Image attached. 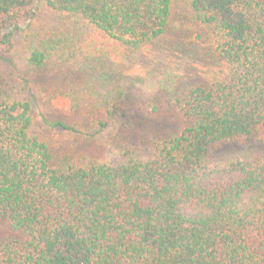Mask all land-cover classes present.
I'll use <instances>...</instances> for the list:
<instances>
[{
  "label": "trees",
  "instance_id": "1",
  "mask_svg": "<svg viewBox=\"0 0 264 264\" xmlns=\"http://www.w3.org/2000/svg\"><path fill=\"white\" fill-rule=\"evenodd\" d=\"M186 1L228 69L175 99L186 126L150 157L57 159L32 133L29 101L0 94V221L15 233L0 264H264V161L206 164L212 145L264 132V0ZM41 3L131 51L165 38L174 17L173 0H0V53ZM75 56L40 40L26 65Z\"/></svg>",
  "mask_w": 264,
  "mask_h": 264
},
{
  "label": "rangeland",
  "instance_id": "2",
  "mask_svg": "<svg viewBox=\"0 0 264 264\" xmlns=\"http://www.w3.org/2000/svg\"><path fill=\"white\" fill-rule=\"evenodd\" d=\"M173 1L167 36L139 51L108 41L82 19L37 5L22 14L11 45L2 48L0 94L29 101L32 133L57 159L84 164L150 157L156 141L186 126L175 99L193 85L221 79L228 69L216 51L214 33L193 24L186 0ZM40 40L61 41L76 56L66 65L54 58L44 68L30 70L27 51ZM88 77L93 82L87 85ZM113 106L118 112L110 116ZM238 158L264 161L261 129L249 139L212 145L206 164ZM14 234L0 221V240Z\"/></svg>",
  "mask_w": 264,
  "mask_h": 264
}]
</instances>
